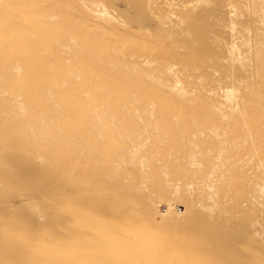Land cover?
<instances>
[{"label": "rangeland", "instance_id": "1", "mask_svg": "<svg viewBox=\"0 0 264 264\" xmlns=\"http://www.w3.org/2000/svg\"><path fill=\"white\" fill-rule=\"evenodd\" d=\"M0 264H264V0H0Z\"/></svg>", "mask_w": 264, "mask_h": 264}]
</instances>
